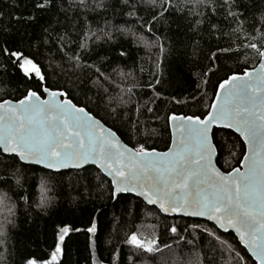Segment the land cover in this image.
Returning <instances> with one entry per match:
<instances>
[{
  "label": "snow or ice",
  "instance_id": "6c2138e0",
  "mask_svg": "<svg viewBox=\"0 0 264 264\" xmlns=\"http://www.w3.org/2000/svg\"><path fill=\"white\" fill-rule=\"evenodd\" d=\"M117 6L127 8L123 16L135 17L139 28L129 27L127 21L118 27L112 25L107 31L105 27L91 26L90 14L99 17L101 12L107 14ZM34 8L48 17L46 26H40L36 37L19 30L12 35L9 27H0V70L6 72L12 67L27 85L19 98L5 99L0 95V215L3 217L0 248L5 249L0 252V264H7L8 226L14 223L16 215L8 193L22 187L26 173L36 171V166L63 176L62 169L84 171L89 161L103 174L95 177L97 186L105 190L107 185L106 190L113 200L122 194H134L162 213L206 217L217 229L235 232L242 247L238 248L216 231L198 224L184 228L186 233L191 229L193 236L197 230L205 232L218 243L219 248L213 247V255L207 257V264H216V255L223 264H249V259L254 264H264V5L249 6L243 0H35ZM141 9L148 12L146 20L138 16ZM218 13L232 25L231 32L221 33L218 24L210 23L208 35L219 40L217 34L220 33L231 39L226 46L218 44L211 51L208 59L213 66L198 75L196 94L189 95V99L199 103L197 98L202 100L207 95L209 72L219 71V59L232 58L237 70L228 69L223 76L217 77L214 98L204 103L207 112L167 114L171 142L166 151L147 147L139 141L129 146L139 135L140 117L145 111L155 114L156 109L151 105L162 98L156 88L161 83L160 75L154 73L147 83L140 84L130 73L113 69L133 83L127 88L117 85L118 95L108 98L104 107L111 117L109 125L103 117L94 114L87 103L74 102L63 88L50 85L44 65L37 59L38 55H43L50 62L54 55H60L67 65L66 75L84 67L94 68L97 75L93 82L103 77L115 83L111 74L106 75L99 67L82 59L83 52L90 51L91 43L112 40L113 32L131 37L146 50H159V56L153 61L159 67V57L163 56L165 48L158 43L161 37L155 29L162 23L168 24L170 14L183 16L189 21V31L199 35L204 18L210 21L211 16ZM12 19L33 22L37 17L13 15ZM69 45L76 46L70 48ZM250 58L253 59L251 67L248 66ZM144 71L141 68V72ZM144 88L151 90V96L142 102L134 101V90ZM3 92L0 89V93ZM171 99L186 103L176 100L175 96ZM226 129L239 134L243 141V158L238 162L239 167L221 171L214 157H217V149L223 148L217 132ZM126 135L128 143L121 139ZM230 154L235 156L236 153ZM90 175L69 177V185L76 179L87 193ZM49 185L50 176H41L40 198L33 205L39 211H46L52 204V198L47 195ZM19 198L28 200L27 196ZM129 214H134L131 209ZM78 231L81 229L62 222L57 226L54 249L48 258L28 255L21 264H56L65 237ZM86 231L96 233L95 217ZM168 231L178 235L179 240L185 239L179 234L177 224H172ZM125 243L144 253H159L161 249L171 248L170 244L158 243L155 233L142 238L137 231L127 234ZM187 244L193 245V241L188 240ZM192 255L194 260L190 259L187 264H204L198 253ZM93 264H96L95 259ZM111 264H116L115 254ZM161 264H167V260L162 259ZM176 264L184 262L177 260Z\"/></svg>",
  "mask_w": 264,
  "mask_h": 264
},
{
  "label": "trees",
  "instance_id": "16d2710c",
  "mask_svg": "<svg viewBox=\"0 0 264 264\" xmlns=\"http://www.w3.org/2000/svg\"><path fill=\"white\" fill-rule=\"evenodd\" d=\"M243 3L259 7L264 5V0H243ZM34 4L35 0H0V13H3L0 17V27H9L12 35L19 30L25 35L31 34L32 37H36L40 32V26L45 25L48 17L35 10ZM126 11L127 8L120 9L117 6L107 14L101 12L99 17L90 14V24L93 28L105 27L107 31L112 25L118 27L127 21L129 27L139 28L135 23V17L123 16L122 13ZM13 15H34L37 20L17 22L12 19ZM138 16L146 20L148 12L141 9ZM210 23L218 24L221 33L231 32L232 25L224 21L219 13L211 16L210 21L207 17L204 18L199 35L189 31V21L183 16L170 14L168 24L162 23L155 29L156 34L161 37L158 43L165 48L163 56L159 57V67L153 63L159 56V50L157 48L146 50L142 43L139 41L134 43L131 37L113 32L112 40L104 39L91 43L90 51L83 52L82 59L88 64L99 67L106 75L111 74V79L115 83H109L103 77L99 78V82H93V78L97 75L94 68L84 67L74 74L68 72L66 75L67 65L60 55H54L50 62L43 55H38L37 59L44 65L43 71L48 74L50 85L63 88L74 102L87 103L93 113L103 117L109 125L112 121L104 105L109 97L118 95L120 88L117 85L127 88L133 83L132 80H126L118 73H114L113 69H122L125 73H130L140 84L147 83L154 73L160 75L161 83L156 88L162 93V98L151 105L156 109L155 114L145 111V115L140 117L139 135L131 140L129 146H134L139 141L145 143L147 147H156L158 151H164L170 144V131L166 124L167 114L175 112L178 115L181 113L190 115L207 112L204 103H210L214 98V84L217 77L223 76L228 69L237 70L232 58L219 59L217 61L219 71L215 74L209 72L210 82L205 88L207 95L202 100L198 97L199 103L189 99V95L196 94L198 75L213 66L208 59L211 51H214L218 44L221 47L226 46L231 39L230 36L220 33L217 34L220 36L219 40L215 36L210 38L208 35ZM73 39H76L74 34ZM121 52L125 55L121 56ZM252 64L253 59L250 58L248 66L251 67ZM141 68L145 71L141 72ZM26 86L23 78L12 67H8L6 72L0 70V89L4 90L0 95H4L5 99L19 98ZM134 91L136 92L134 101L142 102L151 96V90L147 88ZM172 96H175L176 100H185L186 103H176L171 99ZM157 116L159 119L156 118ZM153 129L155 132L152 131ZM217 138L223 144L222 149H217V166L222 171H230L232 167L239 166L243 146L239 137L229 130H223L217 132ZM121 139L126 143L129 142L127 135L122 136ZM231 152H235V156H232ZM84 169V171H62L63 176H57L36 167V171L26 173L22 187L14 188L8 193L14 202L16 215L14 223L8 226L7 264H21V260L28 255L47 259L54 249V234L57 226L62 222L70 223L81 231L70 232L65 237L56 264H93V259L96 264H111L113 254L116 255V264H134V262L161 264L162 259H166L167 264H176L177 260L187 264L190 259L194 260L192 255L194 252L204 260V264H207V257L213 255V247L219 248V245L205 232L197 230L195 236L191 234V229L187 233L184 232V228L189 224L212 229L223 239L238 248L242 247L232 233H223L206 221L164 216L156 208L149 207L140 199L128 194H122L120 198L113 200L106 190L107 185L105 190L97 186L98 181L95 177L97 174L101 176L103 174L92 166ZM88 173L91 175L87 193L84 185L77 183L76 179L72 180L71 186L69 185V177L88 175ZM45 174L50 176V191L47 195L52 198V204L46 211H39L33 205L40 198V177ZM20 196H27V202L20 199ZM130 209L134 214H129ZM93 217L96 219L97 231L95 234H90L86 229ZM2 219L0 215V221ZM172 224L178 225L179 234L184 235V240H179L178 235L168 231ZM132 231H137L142 238L155 233L158 243L170 244L171 248L161 249L159 253H144L125 243L127 234ZM188 240H192L193 245H188ZM3 251L5 249L0 248V252ZM215 259L216 264H223L219 255H216ZM249 264H254V261L249 259Z\"/></svg>",
  "mask_w": 264,
  "mask_h": 264
},
{
  "label": "water",
  "instance_id": "95a60500",
  "mask_svg": "<svg viewBox=\"0 0 264 264\" xmlns=\"http://www.w3.org/2000/svg\"><path fill=\"white\" fill-rule=\"evenodd\" d=\"M59 98V97H58ZM226 130H229V131H231V132H233L235 135H237L238 137H239V134L238 133H235L233 130H230V129H226ZM169 131H170V133H171V129L169 128ZM240 139V138H239ZM241 140V139H240ZM171 142V141H170ZM241 142L243 143V141L241 140ZM167 150V149H166ZM166 150H164V151H166ZM246 150V149H245ZM216 158L217 157H214V161H216ZM243 158V157H242ZM90 166H92V167H95L96 168V165L95 164H93L91 161H89L85 166H84V168H86V167H90ZM240 166V165H239ZM239 166H237V167H239ZM36 167H39V166H36ZM216 167H218L217 166V163H216ZM40 168V167H39ZM219 168V167H218ZM97 169V168H96ZM68 170H72V169H62L61 170V172L62 171H68ZM222 171V170H221ZM128 195H132V196H134V197H136V198H138V199H140L142 202H144V200H143V198L142 197H137V196H135L134 194H128ZM145 204H146V202H144ZM147 206H149V207H154V208H156L158 211H159V209L155 206V205H148V204H146ZM160 212V211H159ZM162 215H164V216H167V217H184V218H190V219H196V220H202V221H206V222H208V223H210V224H212V225H214V223H213V221H210V220H208L206 217H199V216H190V215H188V216H185V215H183V214H171V215H168V214H165V213H162V212H160ZM215 226V225H214ZM218 230H220L221 232H223V230H221V229H218ZM223 233H232L233 235H234V237L236 238V233L235 232H233V231H229V232H223ZM237 240V239H236ZM238 241V240H237Z\"/></svg>",
  "mask_w": 264,
  "mask_h": 264
}]
</instances>
